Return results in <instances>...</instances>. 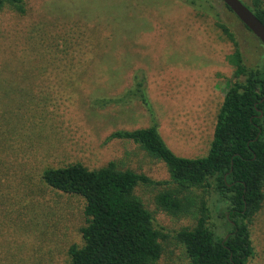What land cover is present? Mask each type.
<instances>
[{
  "label": "rangeland",
  "instance_id": "1",
  "mask_svg": "<svg viewBox=\"0 0 264 264\" xmlns=\"http://www.w3.org/2000/svg\"><path fill=\"white\" fill-rule=\"evenodd\" d=\"M213 6L202 15L178 0H25L24 14L0 10V264H72L69 248L83 246L85 201L48 187L47 169L116 162L169 180L166 166L138 145L106 142L111 133L155 121L176 156L207 155L234 72L227 59L234 47L214 15L233 33L246 66L264 63L260 41L220 0ZM138 74L154 119L123 96ZM165 189L135 190L164 236L157 264H190L175 235L195 221L158 207ZM206 201L209 223L222 235L216 197ZM250 234L249 264H264V203Z\"/></svg>",
  "mask_w": 264,
  "mask_h": 264
},
{
  "label": "trees",
  "instance_id": "2",
  "mask_svg": "<svg viewBox=\"0 0 264 264\" xmlns=\"http://www.w3.org/2000/svg\"><path fill=\"white\" fill-rule=\"evenodd\" d=\"M178 1L196 14L214 13V0ZM241 1L264 25L262 0ZM24 4L25 0H0V10L7 7L24 14ZM214 16L216 26L234 47L227 58L234 72L205 157L176 156L153 121L147 128L115 131L106 142L117 139L138 145L166 166L169 180H152L121 169L116 162L95 170L76 163L42 173L48 187L85 201V226L80 230L83 246L69 248L72 264L158 263L162 253L159 240L164 236L135 195L139 186L166 187L156 197L158 207L171 216L195 221L193 228L175 235L190 264H249L253 258L250 224L264 203V63L246 66L233 33ZM123 96L139 101L154 119L143 75L134 77ZM212 195L222 235L209 223L212 210L206 198Z\"/></svg>",
  "mask_w": 264,
  "mask_h": 264
},
{
  "label": "water",
  "instance_id": "3",
  "mask_svg": "<svg viewBox=\"0 0 264 264\" xmlns=\"http://www.w3.org/2000/svg\"><path fill=\"white\" fill-rule=\"evenodd\" d=\"M264 46V25L241 0H220Z\"/></svg>",
  "mask_w": 264,
  "mask_h": 264
}]
</instances>
